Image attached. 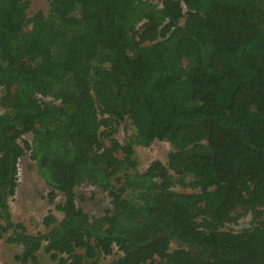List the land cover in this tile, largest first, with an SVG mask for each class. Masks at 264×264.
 I'll use <instances>...</instances> for the list:
<instances>
[{"label": "trees", "instance_id": "obj_1", "mask_svg": "<svg viewBox=\"0 0 264 264\" xmlns=\"http://www.w3.org/2000/svg\"><path fill=\"white\" fill-rule=\"evenodd\" d=\"M29 7L0 0V240L22 246L20 264L41 251L54 264H264V0ZM156 140L166 162L140 171L135 146ZM26 154L62 213L36 233L9 204ZM82 184L111 209L79 208Z\"/></svg>", "mask_w": 264, "mask_h": 264}, {"label": "rangeland", "instance_id": "obj_2", "mask_svg": "<svg viewBox=\"0 0 264 264\" xmlns=\"http://www.w3.org/2000/svg\"><path fill=\"white\" fill-rule=\"evenodd\" d=\"M49 0H30L29 15L36 13L37 11L46 12L48 9ZM159 2L160 0H154ZM6 94L3 98V105L11 102L14 97L15 87L10 86L6 90ZM122 123L117 128L115 136L122 142L126 131L132 132V126L128 123ZM126 125V126H125ZM211 128V135L205 138V144L213 146L208 139H214V133L216 128L209 125ZM214 132V133H213ZM25 137V136H24ZM25 138H29L26 136ZM170 149V145L166 141H153L149 146H135V156L138 160V169L143 171L152 160H160L166 162L167 152ZM48 187L44 180L39 176L35 162L30 159L28 154L20 158L18 163V184L14 195L10 198V210L14 223H21L25 227L28 233H36L38 231H44L42 224V218L52 211L57 219H61L62 213L54 209L53 203L49 202ZM76 204L84 212L90 216H97L105 213L111 209V202L109 196L98 190L96 187L88 184H82L75 188ZM62 200V195H58L55 199L56 202ZM251 220L250 214L243 215L237 219L235 223L226 224V228L234 230L241 229L249 225ZM173 247V245H172ZM22 252V246L18 244L7 243L4 239L0 240V264H20L18 255ZM118 252H115L112 256L104 259L107 261L111 258L117 257ZM24 264H54L48 254L39 252V256L36 261L29 260Z\"/></svg>", "mask_w": 264, "mask_h": 264}]
</instances>
